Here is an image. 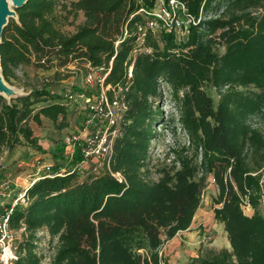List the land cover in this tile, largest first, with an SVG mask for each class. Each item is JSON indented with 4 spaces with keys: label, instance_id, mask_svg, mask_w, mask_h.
<instances>
[{
    "label": "trees",
    "instance_id": "16d2710c",
    "mask_svg": "<svg viewBox=\"0 0 264 264\" xmlns=\"http://www.w3.org/2000/svg\"><path fill=\"white\" fill-rule=\"evenodd\" d=\"M180 1L197 19L183 39L156 29L138 43L139 10L159 0H26L7 22L5 81L19 79L22 67L58 76L69 65L87 72L112 61L106 85L121 88L127 103L109 169L80 179L81 144L72 156L65 146L52 152L64 164L36 178L28 204L10 214L21 230L12 264L44 263L39 232L57 241L49 264H168L159 251L192 226L210 177L218 188L214 219L231 249L201 250L191 264H264V0ZM69 22L76 24L71 33L63 30ZM51 85L12 98L0 93V153L21 145L42 150L31 123L68 118V88L58 93ZM164 102L187 144L174 148L155 179L151 155Z\"/></svg>",
    "mask_w": 264,
    "mask_h": 264
},
{
    "label": "rangeland",
    "instance_id": "374dc122",
    "mask_svg": "<svg viewBox=\"0 0 264 264\" xmlns=\"http://www.w3.org/2000/svg\"><path fill=\"white\" fill-rule=\"evenodd\" d=\"M13 11V17L17 18L16 8L10 5ZM10 17V18H13ZM9 18V20H10ZM71 20V19H70ZM79 20V16L77 18ZM77 24V23H76ZM76 24L66 23L63 26V30L67 33H71L75 30ZM87 67H85L86 69ZM81 66L69 65L68 67H63L60 69V75H54V71H43L38 70L33 67H22L18 71V78L14 83L10 84L7 81V85L14 91V93L24 94L26 93L24 88L30 89L31 87H44L50 82L51 86L54 87V91L62 93L64 89H72L78 92H82L85 85L83 83V78L85 76L86 70ZM214 97L217 98V94L212 91ZM8 97V96H7ZM68 113V118L64 120V123L54 124L50 119L47 124L37 125L33 122L36 135L38 137V144L42 147V150L30 147L28 145L18 146L17 149L9 152L4 151L0 153V207L4 204L9 203L17 192H19L20 187L28 186L29 182L24 178L28 173L34 172L35 161L37 158H41L45 163L64 164L62 159L55 158L52 152H58V149L64 146V139L69 135H80L83 132V116L84 103L79 97L77 101L71 106ZM164 123L159 124L158 131L159 137L156 142H154V147L151 155V168L152 175L156 179L159 174L156 173V168L165 164L172 163L171 153L174 148H181L184 144H187L186 134L182 130L175 131L174 124L170 121L173 116L174 107L171 103L164 102ZM264 133V124L260 126ZM43 150L46 152L43 153ZM66 154V151L65 153ZM65 156V155H64ZM264 166V165H263ZM104 169V165L99 162L88 161L81 165L79 169L80 179H86L91 174L101 173ZM263 171V184H264V167ZM20 176L17 181L18 186L12 183L9 186L11 189L10 196L7 195V190L2 187V184L7 179H12L13 177ZM33 178V177H31ZM218 195V188L215 183L211 181V177L207 181V186L204 191L201 200V207L194 217V225L190 230L192 236V242H196L195 248L196 256H199L201 250L205 255L209 249L219 251L221 249H231L228 236L224 230L222 224L214 219L213 214V199ZM245 212L248 215H252L253 210L251 207L245 206ZM189 232V231H188ZM20 232L17 234V240L20 238ZM40 236V247L44 256L46 257L43 264H49L53 253L55 252L57 241L56 238L52 239L46 232H39ZM15 240V242L17 241ZM184 240H187L184 238ZM17 245V242L15 243ZM194 256V257H196ZM194 258H192L193 260ZM1 264V263H0Z\"/></svg>",
    "mask_w": 264,
    "mask_h": 264
},
{
    "label": "built area",
    "instance_id": "2783aa9c",
    "mask_svg": "<svg viewBox=\"0 0 264 264\" xmlns=\"http://www.w3.org/2000/svg\"><path fill=\"white\" fill-rule=\"evenodd\" d=\"M159 4L152 10L141 8L139 12L144 20L136 24L137 34H139L138 43H143L148 31L156 29L173 30L178 39H183L188 34L189 27L196 23L195 16L188 12L186 4L180 0H159ZM199 20V19H198ZM109 67L103 66L98 68L88 67L85 73L83 83L85 88L82 92H74L67 89L64 97L67 104L72 106L77 98H81L84 103L85 118L83 120V132L80 135H69L64 139L66 154L72 156L75 152L77 144H81V152L84 156L82 164L90 160L97 161L110 167L109 157L113 150V142L119 134V124L122 116L127 108V103L122 95L121 88H113L112 85H106V77L110 72ZM85 90H95L94 95H87ZM112 90V95L109 91ZM52 169V164L45 163L41 158L35 161L34 172L28 173L24 178L30 181L31 185L36 178L43 174H47ZM116 175H119L118 173ZM20 176L7 179L3 182L10 196L11 189L9 186L14 183L18 186L17 181ZM33 177V178H31ZM213 183L215 178H211ZM28 186L20 187L19 192L7 204H4L3 214L0 216V263L12 264V260L16 257L17 231L10 225V214L13 209L19 206L24 207L28 204L29 198L26 195ZM264 202V201H263Z\"/></svg>",
    "mask_w": 264,
    "mask_h": 264
},
{
    "label": "crops",
    "instance_id": "0c3cea01",
    "mask_svg": "<svg viewBox=\"0 0 264 264\" xmlns=\"http://www.w3.org/2000/svg\"><path fill=\"white\" fill-rule=\"evenodd\" d=\"M83 19V15L80 14L79 20L76 23L78 24L82 22ZM48 120L49 118L47 119L45 117H42V124H47ZM31 126L35 132L33 122L31 123ZM194 223L195 222L193 221L192 226L188 230L178 232L176 237L166 241L162 245L159 253L163 254L167 258L168 264H191L192 258L196 256L195 248H198V246H195L197 241L192 242L191 240L193 238L191 235H189ZM184 238L187 240H184Z\"/></svg>",
    "mask_w": 264,
    "mask_h": 264
},
{
    "label": "water",
    "instance_id": "95a60500",
    "mask_svg": "<svg viewBox=\"0 0 264 264\" xmlns=\"http://www.w3.org/2000/svg\"><path fill=\"white\" fill-rule=\"evenodd\" d=\"M25 1L26 0H0V43L2 41L1 37H2L3 29L8 24L7 22L9 21V18L13 17V12H11L9 10V7H8L9 6L8 5L9 2L12 3V6H14L15 8H18ZM0 61H1V57H0ZM0 74L2 75V78L4 79L3 73H2V70H1V65H0ZM4 81H5V79H4ZM0 93L4 94L5 96H8V98L16 97V95H18L17 92L6 95L3 92V89H1V88H0Z\"/></svg>",
    "mask_w": 264,
    "mask_h": 264
},
{
    "label": "bare ground",
    "instance_id": "6f19581e",
    "mask_svg": "<svg viewBox=\"0 0 264 264\" xmlns=\"http://www.w3.org/2000/svg\"><path fill=\"white\" fill-rule=\"evenodd\" d=\"M12 3L11 2H9V10L11 11V12H13L12 11V8L10 7V5H11ZM0 88L1 89H3V92L6 94V95H8V94H11V93H14V91L10 88V86L9 85H7V83L4 81V79L2 78V75L0 74Z\"/></svg>",
    "mask_w": 264,
    "mask_h": 264
}]
</instances>
